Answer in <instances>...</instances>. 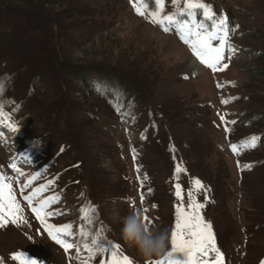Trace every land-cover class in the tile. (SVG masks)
<instances>
[{
    "label": "rangeland",
    "instance_id": "obj_1",
    "mask_svg": "<svg viewBox=\"0 0 264 264\" xmlns=\"http://www.w3.org/2000/svg\"><path fill=\"white\" fill-rule=\"evenodd\" d=\"M204 2L217 18L232 20L237 48L226 69L209 68L210 74L183 68L195 56L174 30L150 21L155 0H141L144 16L133 0H0V105L18 129L14 137L0 135V174L11 178L25 218L0 227V264H19L12 258L17 252L38 264H82L75 247L66 252L47 235L23 199L48 180L54 183L43 196L60 195L48 223L86 228L81 208L90 204L92 231L103 227L134 264L163 255L145 258L127 243L121 217L148 208L152 225L171 233L177 182L185 207L189 191L205 204L202 214L226 264L264 260V0ZM174 11L165 0L164 14ZM227 115L229 131L221 119ZM252 136L259 138L256 147L244 148ZM234 143L239 154L230 149ZM177 163L186 169L178 178ZM246 163L251 170L242 168ZM36 172L41 175L21 191ZM197 178L204 191L196 190ZM74 234L75 245L83 238Z\"/></svg>",
    "mask_w": 264,
    "mask_h": 264
},
{
    "label": "snow or ice",
    "instance_id": "obj_2",
    "mask_svg": "<svg viewBox=\"0 0 264 264\" xmlns=\"http://www.w3.org/2000/svg\"><path fill=\"white\" fill-rule=\"evenodd\" d=\"M164 3L165 0H155L157 10L147 13L150 21L159 25L165 32L174 30L180 40L190 48L192 54L202 65L207 66L214 72L226 69L228 67V64L224 63L226 56L230 60L231 54L236 51L235 45L229 39L232 29L229 28L228 17L221 15L217 18L212 6L205 3L204 0H183L182 6L181 0H172L176 11L168 14H164ZM133 7L138 15H146L144 11L146 5L142 6L141 0H133ZM198 13L202 16V19H197ZM206 22H211L210 26ZM232 99H235V97ZM222 102L226 104L228 100ZM6 115L3 111V106L0 105V122L4 121ZM8 119L10 120V117ZM221 119L223 120L224 117H221ZM227 123L225 121V131H229ZM231 123L235 124L236 121H231ZM9 126L13 128V131H18L14 125ZM141 138L143 139L144 137L142 136ZM258 140V137L252 136L248 141L242 142V145L244 148H255ZM230 147L234 154H239L240 149L237 144H231ZM24 158L31 160L27 155ZM237 164L239 167V162ZM10 167L19 175H24L16 163H12ZM243 167L251 169L252 165L245 164ZM136 171H140L139 165H137ZM185 171L186 169L177 163L174 175L178 178L179 174ZM40 175V172L32 174L26 183L21 186V191ZM147 179V174H145L141 180V187H143L144 180ZM10 181V177L0 174V227H4L9 223L19 226L25 222L23 208L17 200L15 190ZM53 183L52 180H48L46 183L32 188L29 194L23 197L29 207H31V211L35 213L36 218L41 224L45 225L47 235L58 245L62 246L66 252L75 247L76 258L82 260V264H89V261L97 256L107 257V259L101 260V264H134L133 260L120 250L121 245L119 243H114L108 240L105 235H101L104 232L103 227L97 230L98 235L94 239V243L97 246L93 247L87 242L75 245L69 242V238L74 236L71 223L61 225L48 223V218L57 214L55 211L48 209L60 200L58 193L43 196V193L47 192L49 186ZM193 184L197 191L205 190V186L198 178L194 179ZM174 189V194L179 202L175 208V223L170 233L171 248L160 259L149 260L148 264H226L224 253L217 246L213 225L202 214L205 204L198 201L192 192L189 191V203L185 207L181 184L175 183ZM148 191L151 192L152 189L149 188ZM143 202L144 196L141 193L140 203ZM152 207L155 208L156 205L153 204ZM136 210L141 211L140 209ZM94 211L95 207L90 204L82 207L81 219L90 220ZM148 211V208H143L142 210L144 222L153 224L152 219L147 215ZM79 235L83 239L86 238L87 234L83 226L79 230ZM81 246L88 254L86 257H81ZM12 258L18 260L19 264H38L37 260L29 258L23 252L13 253ZM260 264H264V260Z\"/></svg>",
    "mask_w": 264,
    "mask_h": 264
},
{
    "label": "clouds",
    "instance_id": "obj_3",
    "mask_svg": "<svg viewBox=\"0 0 264 264\" xmlns=\"http://www.w3.org/2000/svg\"><path fill=\"white\" fill-rule=\"evenodd\" d=\"M95 217L86 221V238L80 243L87 242L93 247L97 245L94 239L97 237V231H92V225L95 223ZM121 236L129 244L135 246L139 253L145 258L162 256L166 253L170 244V232L168 228L156 227L152 224H146L143 219V212L136 209L130 211L127 215L121 217ZM104 235V232L101 233Z\"/></svg>",
    "mask_w": 264,
    "mask_h": 264
},
{
    "label": "bare ground",
    "instance_id": "obj_4",
    "mask_svg": "<svg viewBox=\"0 0 264 264\" xmlns=\"http://www.w3.org/2000/svg\"><path fill=\"white\" fill-rule=\"evenodd\" d=\"M190 58V57H189ZM186 68L187 67V69L189 70V71H192L193 73H195V72H198V71H200V70H202V67H201V65H200V62L196 59V58H194L193 60L191 59H189V60H187L185 63H184V66H183V68ZM186 69V70H187ZM0 125H4L5 127H6V129H8L9 130V132H8V135L10 136V137H14L15 135H18V131H13V128L12 127H10L9 125V123H7V121H3V122H0ZM82 256H86V255H81V257Z\"/></svg>",
    "mask_w": 264,
    "mask_h": 264
},
{
    "label": "trees",
    "instance_id": "obj_5",
    "mask_svg": "<svg viewBox=\"0 0 264 264\" xmlns=\"http://www.w3.org/2000/svg\"><path fill=\"white\" fill-rule=\"evenodd\" d=\"M248 35H250V37H255V36H256L255 33H250V34H248ZM259 58L264 60V52H263V54H262ZM258 73H259V71H258ZM260 73H264V69L261 70ZM81 76H82V80L85 82L86 80H85V78H84V75L81 74ZM8 82H9V79H8V81H6V83H8Z\"/></svg>",
    "mask_w": 264,
    "mask_h": 264
}]
</instances>
